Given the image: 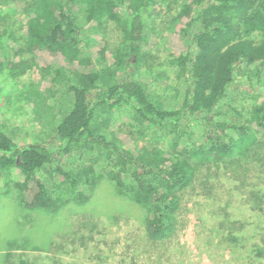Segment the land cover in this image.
<instances>
[{
  "label": "trees",
  "instance_id": "16d2710c",
  "mask_svg": "<svg viewBox=\"0 0 264 264\" xmlns=\"http://www.w3.org/2000/svg\"><path fill=\"white\" fill-rule=\"evenodd\" d=\"M2 1L0 44L9 39L18 60L1 61L0 73L6 63L15 75L31 69L43 77L55 74L53 81L67 85L63 96L72 103L53 127L52 143L22 144L0 130V177L8 181L16 170L14 185L27 208L57 212L66 191L86 202L83 189L96 184L95 167H109L107 176L119 191L146 210L148 236L162 240L175 228L177 192L194 183L202 166L250 149L264 133V101L253 107L250 122L238 125L243 114L233 97L264 84V0H181L174 25L184 43L174 47L170 63L186 88L181 98L173 97L174 107L136 77L147 18L154 16L158 0H19V12L11 5L17 0ZM107 21L119 23L124 32L114 51L102 43ZM11 22L21 37L9 33ZM256 33L259 43L250 37ZM94 42L98 48L91 52ZM27 95L33 102L35 95L41 97ZM123 109H130L138 133L165 134L169 152L126 148L122 135L110 130ZM201 127L207 129L203 137L196 133ZM56 154L76 156L82 167L63 166ZM42 170L50 173L51 189L38 175Z\"/></svg>",
  "mask_w": 264,
  "mask_h": 264
},
{
  "label": "rangeland",
  "instance_id": "374dc122",
  "mask_svg": "<svg viewBox=\"0 0 264 264\" xmlns=\"http://www.w3.org/2000/svg\"><path fill=\"white\" fill-rule=\"evenodd\" d=\"M18 1L11 3L17 12L22 6ZM158 1L155 17L147 18L143 59L136 77L162 95L165 106L174 107L178 101L173 97L181 98L186 88L185 79L170 63L174 47L184 43L178 38L179 26L174 25L182 1ZM17 25L11 22L9 33L21 37ZM102 33V43L110 51L122 45L124 32L119 23L107 21ZM92 34L89 32L90 37ZM259 35L250 37L259 43ZM9 42L3 39L0 44V62L18 60ZM97 44L91 43V52ZM10 46L14 47L12 42ZM132 62L137 61L133 58ZM5 64L0 73V130L22 144L52 143L53 127L71 110L72 103L63 96L67 85L53 81L55 74L43 77L40 70L15 75ZM262 85L253 92L233 95L243 114L235 120L238 125L250 122L253 107L264 101ZM29 92L41 97L35 95L33 102ZM129 111L119 112L110 129L122 135L125 147L134 153L169 152L166 135L138 133ZM206 130L201 127L196 133L203 137ZM75 158L54 156L63 166L82 167ZM52 167L47 165L48 170ZM106 168L95 167L99 173L96 184L83 189L89 195L86 202L75 200L74 193L66 191L54 213L27 208L14 185L16 170L8 181L0 177V264H264V133L250 149L236 151L224 162L202 166L194 183L177 192L175 228L162 240L148 236L146 210L119 191ZM38 175L51 189L50 173L42 170Z\"/></svg>",
  "mask_w": 264,
  "mask_h": 264
}]
</instances>
